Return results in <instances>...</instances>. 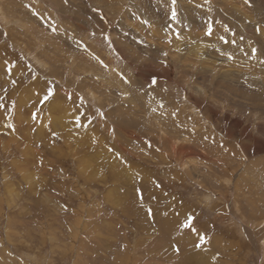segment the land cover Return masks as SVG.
Instances as JSON below:
<instances>
[{
	"label": "rangeland",
	"instance_id": "obj_1",
	"mask_svg": "<svg viewBox=\"0 0 264 264\" xmlns=\"http://www.w3.org/2000/svg\"><path fill=\"white\" fill-rule=\"evenodd\" d=\"M0 105V264H264V0H0Z\"/></svg>",
	"mask_w": 264,
	"mask_h": 264
},
{
	"label": "snow or ice",
	"instance_id": "obj_2",
	"mask_svg": "<svg viewBox=\"0 0 264 264\" xmlns=\"http://www.w3.org/2000/svg\"><path fill=\"white\" fill-rule=\"evenodd\" d=\"M173 4H175V0H173ZM172 17H173V19H175V17H176V13H175V10H174V9H173V12H172ZM258 30H259V29H258ZM211 32H212V29H211V26L209 25V28H208V34L211 35ZM252 51L255 52L256 50L253 49ZM13 83H14V82H13ZM153 83H155V81H153ZM52 95H53V90H52L51 88H49L48 91H47V94L44 95L43 99H42L40 102H41V103H44L45 101H48V100L52 97ZM0 107H3V105H0ZM10 126H11V125H10ZM148 215H149L150 217L153 215L151 209H148ZM189 219H191V217H189ZM200 241H201V243H203V242H204V238L201 237V238H200ZM197 247H199V245H197ZM175 251L179 252V247H178V246L175 248Z\"/></svg>",
	"mask_w": 264,
	"mask_h": 264
}]
</instances>
